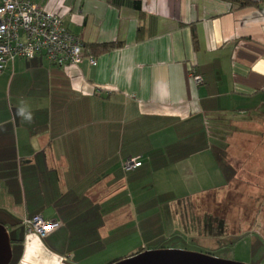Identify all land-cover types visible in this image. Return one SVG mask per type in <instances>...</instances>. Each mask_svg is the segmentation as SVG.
Wrapping results in <instances>:
<instances>
[{
  "label": "crops",
  "instance_id": "crops-1",
  "mask_svg": "<svg viewBox=\"0 0 264 264\" xmlns=\"http://www.w3.org/2000/svg\"><path fill=\"white\" fill-rule=\"evenodd\" d=\"M32 1L59 14L97 64L16 57L0 72L9 264H111L178 240L198 227L201 196L232 185L252 151L263 161L262 148L235 141L264 134V4ZM97 43L119 46L96 55L87 45ZM130 157L142 165L126 171ZM36 215L59 225L28 232Z\"/></svg>",
  "mask_w": 264,
  "mask_h": 264
},
{
  "label": "rangeland",
  "instance_id": "rangeland-1",
  "mask_svg": "<svg viewBox=\"0 0 264 264\" xmlns=\"http://www.w3.org/2000/svg\"><path fill=\"white\" fill-rule=\"evenodd\" d=\"M261 125L260 132H264V121ZM260 140L257 134L236 138L235 144L264 151V134ZM256 156L254 151L247 154L246 170L239 171L232 185L206 193L194 204L197 228L185 226L184 234L174 236L178 240L150 249H184L244 264H264V153L260 164Z\"/></svg>",
  "mask_w": 264,
  "mask_h": 264
},
{
  "label": "built area",
  "instance_id": "built-area-1",
  "mask_svg": "<svg viewBox=\"0 0 264 264\" xmlns=\"http://www.w3.org/2000/svg\"><path fill=\"white\" fill-rule=\"evenodd\" d=\"M261 2L262 0H251ZM43 55L50 63L60 66L79 65L88 56L90 63L97 64L96 57L87 55L84 41L69 31L59 14L47 11L32 0H1L0 3V72L9 60L16 57L33 58ZM197 84L200 75H194ZM142 165L136 157L123 163L126 171ZM28 232L46 236L59 222L46 220L41 215L25 219Z\"/></svg>",
  "mask_w": 264,
  "mask_h": 264
},
{
  "label": "water",
  "instance_id": "water-1",
  "mask_svg": "<svg viewBox=\"0 0 264 264\" xmlns=\"http://www.w3.org/2000/svg\"><path fill=\"white\" fill-rule=\"evenodd\" d=\"M12 246L9 231L0 223V264H9ZM111 264H244L184 249H146Z\"/></svg>",
  "mask_w": 264,
  "mask_h": 264
},
{
  "label": "trees",
  "instance_id": "trees-1",
  "mask_svg": "<svg viewBox=\"0 0 264 264\" xmlns=\"http://www.w3.org/2000/svg\"><path fill=\"white\" fill-rule=\"evenodd\" d=\"M231 1L233 3H236L237 5H239V7L254 6L256 8H259L260 10H263L264 0H262L261 2H254V1H251V0H231ZM63 24H64V21H63ZM64 26L66 27L65 24H64ZM194 40L196 41V37L195 36H194ZM118 46H119V44H117V43H97V44L87 45V47L90 48L93 51V53L96 54V55L109 52V51L113 50L114 48H116ZM37 56H43V55H37ZM37 56H35V57H37ZM35 57H33V58H35ZM26 59H32V58H26ZM58 66H60V65H58Z\"/></svg>",
  "mask_w": 264,
  "mask_h": 264
},
{
  "label": "clouds",
  "instance_id": "clouds-1",
  "mask_svg": "<svg viewBox=\"0 0 264 264\" xmlns=\"http://www.w3.org/2000/svg\"><path fill=\"white\" fill-rule=\"evenodd\" d=\"M19 115L23 116L29 122L32 120L31 113L27 112L23 107L19 109Z\"/></svg>",
  "mask_w": 264,
  "mask_h": 264
}]
</instances>
